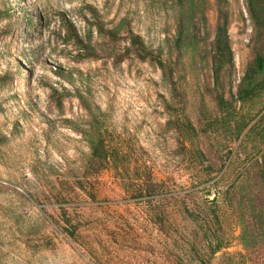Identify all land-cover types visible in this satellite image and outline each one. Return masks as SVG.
<instances>
[{
	"label": "rangeland",
	"instance_id": "obj_1",
	"mask_svg": "<svg viewBox=\"0 0 264 264\" xmlns=\"http://www.w3.org/2000/svg\"><path fill=\"white\" fill-rule=\"evenodd\" d=\"M164 1L0 0V264H264V196H250L264 93L213 127L216 0H197L195 41L180 54ZM227 2L229 98L255 52L246 0ZM135 38L172 79L133 57ZM96 133L125 153L119 170L91 161ZM217 241L227 248L213 256Z\"/></svg>",
	"mask_w": 264,
	"mask_h": 264
},
{
	"label": "trees",
	"instance_id": "obj_2",
	"mask_svg": "<svg viewBox=\"0 0 264 264\" xmlns=\"http://www.w3.org/2000/svg\"><path fill=\"white\" fill-rule=\"evenodd\" d=\"M158 0H151V2H156ZM168 8L173 11V13L178 17L177 19V33H176V49L178 53L182 51L183 48H189L192 46L195 41V34L191 32L190 28L194 26L195 22V14H197V0H171V3H168L166 0L164 1ZM155 3V4H156ZM227 0H216V13H217V25H216V34L214 41L212 43V74L214 80V89L217 92V104L219 109V117L214 120L213 127L217 125L222 120L223 126H230L232 122L237 121V113L236 110L240 105V109L244 107L246 104L252 102L258 95L264 93V0H246V4L248 7V12L253 23V37L251 39L254 44V52L255 57L250 63V65L245 70L242 81L239 85L238 93L235 96L231 95L229 98L226 95L220 94L219 89L221 87V78L223 75L227 74L234 67V54L230 45L229 39V15L227 10ZM199 7V6H198ZM205 20V17L202 18ZM140 38H135L131 40V45L134 48L132 52L133 57L139 59L142 62L151 63L158 70L161 71L162 77L166 80L172 79L174 70L167 64L166 61L162 59L160 56H155L152 53H145L144 50L140 51ZM171 116V115H170ZM181 119V120H180ZM180 122L183 121L188 122V119L183 116L182 118H178ZM174 120L169 121L170 124L174 123ZM179 121H176L179 123ZM189 123V122H188ZM95 124L98 127H101L102 121L98 119L95 120ZM248 125L243 127V125H239L237 132L238 138L242 136L243 132L247 128ZM188 127V131L192 134H196V128L193 127L190 123ZM187 131V130H186ZM177 132H182L180 131ZM108 133L107 131L104 132ZM100 133L95 134V139L89 141L90 145V159L91 161L96 162L101 166L102 170H107L109 166L111 169H117V166L114 165V158L118 156H123L125 153L118 152L117 150L112 149L107 141V137ZM246 133L245 136H247ZM185 149H187V144H184ZM201 158H205V153L203 151L199 152ZM264 160V159H263ZM104 172V171H102ZM139 175L137 171H135ZM256 176L259 181L256 184V188L258 191H254L250 193V196H256V201L260 204V197L264 196V161L261 163V168L257 171ZM133 179L134 183V192L140 193L139 188L141 185L145 183L142 182V178L140 175ZM150 178V177H149ZM152 179V178H151ZM140 183V184H139ZM254 187V189H256ZM219 198L216 197V199ZM215 199V200H216ZM211 202V212L214 214V218L219 221V215L216 211L213 210V207L217 205L216 201ZM215 212V213H214ZM258 222L260 223V228L264 229V211H262L257 217ZM226 241H217L216 245L213 247L212 255L216 256L226 247ZM212 246V244H211Z\"/></svg>",
	"mask_w": 264,
	"mask_h": 264
}]
</instances>
